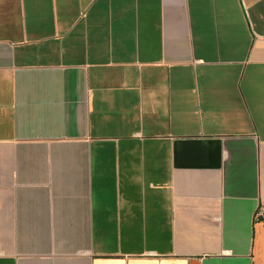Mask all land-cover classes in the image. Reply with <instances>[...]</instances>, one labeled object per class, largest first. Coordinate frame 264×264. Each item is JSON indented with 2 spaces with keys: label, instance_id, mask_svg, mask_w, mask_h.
Here are the masks:
<instances>
[{
  "label": "crops",
  "instance_id": "crops-1",
  "mask_svg": "<svg viewBox=\"0 0 264 264\" xmlns=\"http://www.w3.org/2000/svg\"><path fill=\"white\" fill-rule=\"evenodd\" d=\"M264 0H0V264H264Z\"/></svg>",
  "mask_w": 264,
  "mask_h": 264
},
{
  "label": "built area",
  "instance_id": "built-area-1",
  "mask_svg": "<svg viewBox=\"0 0 264 264\" xmlns=\"http://www.w3.org/2000/svg\"><path fill=\"white\" fill-rule=\"evenodd\" d=\"M254 218H255L256 221L264 222V201H262L259 204V206H258V208H257V210L255 212V217Z\"/></svg>",
  "mask_w": 264,
  "mask_h": 264
}]
</instances>
